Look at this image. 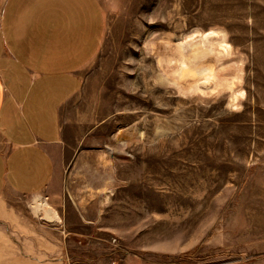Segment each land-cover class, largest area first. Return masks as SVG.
<instances>
[{
	"label": "rangeland",
	"instance_id": "rangeland-1",
	"mask_svg": "<svg viewBox=\"0 0 264 264\" xmlns=\"http://www.w3.org/2000/svg\"><path fill=\"white\" fill-rule=\"evenodd\" d=\"M101 1L55 181L0 206V264H264V0Z\"/></svg>",
	"mask_w": 264,
	"mask_h": 264
},
{
	"label": "crops",
	"instance_id": "crops-1",
	"mask_svg": "<svg viewBox=\"0 0 264 264\" xmlns=\"http://www.w3.org/2000/svg\"><path fill=\"white\" fill-rule=\"evenodd\" d=\"M106 25L101 0H0V206L52 187Z\"/></svg>",
	"mask_w": 264,
	"mask_h": 264
},
{
	"label": "bare ground",
	"instance_id": "bare-ground-1",
	"mask_svg": "<svg viewBox=\"0 0 264 264\" xmlns=\"http://www.w3.org/2000/svg\"><path fill=\"white\" fill-rule=\"evenodd\" d=\"M44 211H45V217L46 218H48V219H52L53 218L55 213L53 214V211H51V209L47 208Z\"/></svg>",
	"mask_w": 264,
	"mask_h": 264
}]
</instances>
